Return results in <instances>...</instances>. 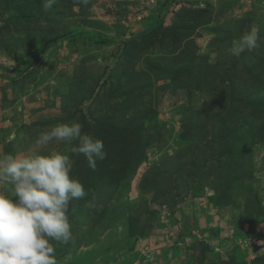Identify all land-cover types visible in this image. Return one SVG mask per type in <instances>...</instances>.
<instances>
[{
	"label": "rangeland",
	"instance_id": "rangeland-1",
	"mask_svg": "<svg viewBox=\"0 0 264 264\" xmlns=\"http://www.w3.org/2000/svg\"><path fill=\"white\" fill-rule=\"evenodd\" d=\"M72 121L107 155L58 264H264V0H0V156Z\"/></svg>",
	"mask_w": 264,
	"mask_h": 264
},
{
	"label": "clouds",
	"instance_id": "clouds-1",
	"mask_svg": "<svg viewBox=\"0 0 264 264\" xmlns=\"http://www.w3.org/2000/svg\"><path fill=\"white\" fill-rule=\"evenodd\" d=\"M86 2V0H85ZM57 0H45L52 8ZM252 28L231 42L230 54L258 45ZM40 150L30 154L0 156V264H58L54 242L72 240L69 203L86 196L83 184L71 175L73 157L83 156L95 171L106 158L104 143L83 131L78 121L58 123L39 133ZM56 143L72 144L71 155L45 151Z\"/></svg>",
	"mask_w": 264,
	"mask_h": 264
}]
</instances>
